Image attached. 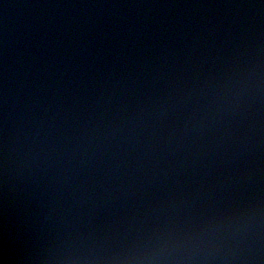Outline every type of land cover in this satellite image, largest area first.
Returning a JSON list of instances; mask_svg holds the SVG:
<instances>
[{
	"label": "water",
	"instance_id": "water-1",
	"mask_svg": "<svg viewBox=\"0 0 264 264\" xmlns=\"http://www.w3.org/2000/svg\"><path fill=\"white\" fill-rule=\"evenodd\" d=\"M0 264H264V0H0Z\"/></svg>",
	"mask_w": 264,
	"mask_h": 264
}]
</instances>
